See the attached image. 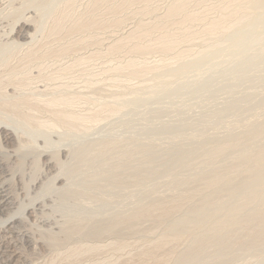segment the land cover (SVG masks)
Masks as SVG:
<instances>
[{
    "label": "rangeland",
    "instance_id": "obj_1",
    "mask_svg": "<svg viewBox=\"0 0 264 264\" xmlns=\"http://www.w3.org/2000/svg\"><path fill=\"white\" fill-rule=\"evenodd\" d=\"M95 1L0 0V193L11 198L0 207V264H182L189 251L184 264H264L263 235L254 242L236 231L219 250L200 246L201 228L187 225L180 238L170 228L201 196L184 186H200L204 174L233 166L242 153L231 148L209 165L205 154L264 121V0ZM257 140L250 150L264 145ZM146 145L158 159L145 156ZM78 149L106 162L73 161ZM72 165L78 174L67 178ZM110 165L119 173L113 188L61 200L60 187L80 190ZM150 202L182 211L94 238L61 231L72 221L123 219Z\"/></svg>",
    "mask_w": 264,
    "mask_h": 264
},
{
    "label": "bare ground",
    "instance_id": "obj_2",
    "mask_svg": "<svg viewBox=\"0 0 264 264\" xmlns=\"http://www.w3.org/2000/svg\"><path fill=\"white\" fill-rule=\"evenodd\" d=\"M94 1V0H93ZM97 1V0H96ZM95 1V2H96ZM186 0H184L183 2H185ZM235 1V0H233ZM252 2V0H250ZM258 1V0H257ZM70 2V1H69ZM98 2V1H97ZM96 2V3H97ZM187 2V1H186ZM185 2V3H186ZM249 2V1H247ZM260 2V1H258ZM72 3V2H71ZM99 3V2H98ZM176 3V2H175ZM178 4V3H177ZM174 5V4H173ZM171 5V7L173 6ZM176 5V4H175ZM174 5V6H175ZM179 7L176 5V8L172 7L171 11L172 12H177L179 11L178 9H181L180 7V4H178ZM181 5L183 6V4L181 3ZM96 6V5H95ZM186 6V5H184ZM170 7V8H171ZM95 8V7H94ZM184 9V7H182ZM177 9V11H176ZM91 10V9H90ZM186 10V8H185ZM170 10L167 11L168 12H171ZM180 13V12H178ZM184 14V13H183ZM61 15V14H60ZM167 15V14H166ZM175 15V14H174ZM177 15V13H176ZM185 15V14H184ZM170 16V15H169ZM173 16V15H172ZM182 16V15H181ZM186 16V15H185ZM168 17V16H166ZM188 17V16H186ZM186 17H184L186 19ZM191 17V16H190ZM194 16H192L193 18ZM87 18V17H86ZM91 18V17H90ZM173 18V17H172ZM192 18H187L188 20H191ZM186 19V20H187ZM196 19V18H195ZM60 20V19H59ZM64 20V19H62ZM184 20V19H183ZM58 21V20H57ZM82 21V20H81ZM80 21V23H81ZM86 21V20H85ZM93 21V20H92ZM90 22H91V19H90ZM218 22V20H217ZM55 23V22H54ZM76 23V22H75ZM74 23V24H75ZM85 23V22H84ZM91 25V23H89ZM211 24V23H210ZM58 25V24H57ZM56 25V26H57ZM79 25V24H77ZM212 25V24H211ZM215 25V24H214ZM217 25V24H216ZM82 26V25H81ZM209 26V25H208ZM219 26V25H218ZM55 27V26H54ZM53 27V28H54ZM62 27V26H61ZM60 27V28H61ZM78 27V26H77ZM76 27V28H77ZM214 27V26H213ZM59 28V27H58ZM73 28V27H72ZM75 28V27H74ZM73 30H76L74 29ZM55 29V28H54ZM215 29V28H214ZM212 29V30H214ZM58 30V29H57ZM69 30V29H67ZM79 30V29H78ZM76 30V31H78ZM68 32V31H66ZM73 32V31H72ZM71 32V33H72ZM69 33V32H68ZM32 52V51H31ZM29 54V53H28ZM28 56V55H27ZM263 74V73H262ZM262 80V79H261ZM263 82V81H262ZM259 86V85H258ZM264 91V90H263ZM264 94V93H263ZM252 96V95H251ZM250 96V97H251ZM258 96V95H257ZM262 97V96H261ZM260 97V98H261ZM242 98V97H241ZM247 98V97H246ZM249 98V97H248ZM253 98V97H252ZM240 99V98H239ZM262 99V98H261ZM242 100H245V99H242ZM249 100V99H248ZM241 101V99H240ZM250 101V100H249ZM258 101V99H257ZM238 102V101H237ZM245 103V102H244ZM253 103V102H252ZM259 104V102H257ZM239 104V103H238ZM254 105V104H253ZM260 105V104H259ZM236 106H237V103H236ZM240 104L237 106L239 107ZM254 107V106H253ZM257 107V105H256ZM263 107V106H262ZM235 108V107H234ZM248 108V107H247ZM264 109V108H263ZM262 109V110H263ZM232 110V109H231ZM241 110V109H240ZM247 110V109H246ZM250 110V109H248ZM238 111V110H237ZM235 111V112H237ZM240 112V111H238ZM252 112V111H251ZM264 112V111H263ZM213 113H216V112H213ZM221 113V112H220ZM228 113V112H226ZM250 113V112H249ZM262 113V112H261ZM63 114V113H62ZM229 114V113H228ZM61 115V114H60ZM67 115V114H66ZM231 115V114H230ZM228 115V116H230ZM233 115V114H232ZM261 115V114H260ZM63 116V115H62ZM69 116V115H67ZM71 116V115H70ZM213 116V115H212ZM241 116V114H240ZM64 117V116H63ZM72 117V116H71ZM214 117V116H213ZM246 117V116H245ZM263 117V116H262ZM65 118H68V117H65ZM70 118V117H69ZM259 118V117H258ZM208 119V118H207ZM212 119V118H211ZM228 119V118H227ZM236 119V118H235ZM241 119V118H240ZM254 119V118H253ZM69 120H72V119H69ZM200 120V119H199ZM209 120V119H208ZM207 120V121H208ZM223 120V119H221ZM257 120V119H255ZM202 121H206V120H202ZM254 121V120H252ZM71 122V121H69ZM218 122V121H217ZM261 122V121H260ZM207 123V122H205ZM220 123V122H219ZM218 123V125H219ZM231 123V122H230ZM235 124V122H233ZM250 123V122H249ZM213 124V123H212ZM226 124V123H225ZM239 124V123H238ZM242 124V123H241ZM248 124V122H247ZM246 124V125H247ZM195 125V124H194ZM209 125V124H208ZM215 125V124H213ZM211 125V126H213ZM217 125V127H219ZM240 125V124H239ZM206 126V125H205ZM231 126V125H230ZM238 126V125H237ZM235 126V127H237ZM197 127V126H196ZM209 128H211L210 126H208ZM223 127V126H222ZM232 127V126H231ZM244 127V126H243ZM207 128V126H206ZM204 128V129H206ZM228 128V127H227ZM233 128V127H232ZM245 128V127H244ZM235 129V128H234ZM200 129H198L199 131ZM229 130V129H228ZM218 131V130H217ZM220 131V130H219ZM237 131V130H236ZM196 132V131H195ZM206 132V131H204ZM224 132V131H223ZM222 132V133H223ZM227 132V131H226ZM198 133V132H197ZM217 133V132H216ZM231 133V132H230ZM236 133V132H235ZM234 133V134H235ZM206 134V133H205ZM204 134V136H205ZM239 134V133H238ZM237 134V135H238ZM209 135V134H208ZM212 135V134H211ZM217 135V134H216ZM219 135V134H218ZM233 135V133H232ZM164 136V135H163ZM166 136V135H165ZM197 136V135H196ZM213 136V135H212ZM226 136V135H225ZM259 137H264V121L262 123H255V124H249L246 129H244L243 133L238 137V141H236V143H231L228 141V143L225 144V142L227 141L225 139V142L224 144L221 146H218L216 147L214 150L212 149H209V150H212V151H209L207 154H205V160L203 159V163H205V165H209L211 163H213L215 161V159H217L218 157H221L223 154H227V152H229L228 150H230L231 148H239L241 149V153L240 156H238V158L235 160V164L231 167H226L225 166L227 165V162L226 164L224 165V169H221L222 166L220 167V171H215V172H212V174L209 173V175L206 176V174H204L203 176L205 178H203L202 180H204L202 182V180H200L202 182V184L200 183V181L198 182V184L200 183V186L198 184V186L192 188L193 184H194V181L192 182L193 184L191 186H189V184L191 182H189L188 186H184V190L186 188H188L190 190V187L191 189H193V192L195 193H198V194H201V196L199 197V195H197L199 197L196 198L198 200L195 199V202L187 204V206L189 205L188 208H186L184 211H182V206L179 205V203L177 204H174L173 206H170L169 207H165L163 204V206H161L159 203L156 202V204L154 203V206L152 207V204L151 202L149 204V206L151 207H142V210H135V208L133 209L134 213L131 215L129 213V215L131 216H125L123 219H118L116 220V217L119 218L118 216L114 217L113 219L110 218V219H106V217H104V219H92V218H89L87 219V221L85 222L84 220V223L83 224H78V223H72L70 222L69 224H67L66 226H63L64 228L61 230L63 233H64V238H67L69 236H74V235H78V234H81L82 236L84 235V237L82 238H89L87 236H91L90 238H94L95 236L99 237V236H102L103 233H107V231L109 232H117L122 229L123 230V227L124 225H130L129 227H131V225L133 223H136L141 217H145V216H150L152 217V215H155L154 216V219L153 221H157V222H165L167 221L170 217V215L172 216L173 215V212H178V211H182V215L180 218L174 220L172 223H171V231L172 233L175 235V236H178L179 235V238H180V234H182V232L184 231L185 227L187 225H191L193 227V229L195 230H200V228L202 229V232L201 234H199V238H198V242L200 243V246L202 248H207V245H212L213 247L219 249V247H221V249H224V248H227V242H229V240L234 236L235 232L236 231H243V234L246 233V234H249L251 235V239L253 238V235L255 238H253V241L255 242L257 239L256 237H261L260 235H263L264 236V145L263 146H259L257 149H254V151L250 150V147H248V143L250 141H255V139L257 140ZM117 138V137H116ZM166 138V137H165ZM176 138V137H175ZM200 138V137H199ZM206 138V137H205ZM204 138V139H205ZM208 138V136H207ZM214 138V137H212ZM217 138V136L215 137ZM226 138V137H225ZM236 138V137H235ZM119 139V138H118ZM209 139V138H208ZM210 139H211V136H210ZM222 139V137H221ZM229 139V138H228ZM263 139V138H262ZM121 140V139H120ZM119 140V141H120ZM138 140V139H137ZM220 140V139H219ZM260 140V139H259ZM125 141V139H124ZM190 141V139H189ZM211 141V140H210ZM218 141V140H217ZM223 142V140H221ZM232 141V140H231ZM258 141V140H257ZM264 141V140H263ZM114 142V141H113ZM128 142V141H126ZM143 142V141H142ZM173 142V141H172ZM179 142V141H178ZM177 142V143H178ZM194 142V141H193ZM219 142V141H218ZM217 142V143H218ZM192 143V141H191ZM255 143V142H254ZM261 143V142H260ZM111 144V143H110ZM140 144V143H139ZM172 144V143H171ZM174 144V143H173ZM220 144V143H219ZM88 145V144H87ZM90 145V144H89ZM113 145V144H112ZM111 145V146H112ZM135 145V144H134ZM255 145V144H254ZM99 146V145H98ZM114 146V145H113ZM118 146V145H117ZM120 146V144H119ZM150 146V145H149ZM152 146V145H151ZM178 146V144H177ZM175 146V148L177 147ZM145 147V146H143ZM91 148V147H90ZM89 148V150H90ZM93 148V147H92ZM114 148V147H113ZM174 148V149H175ZM178 148V147H177ZM118 149V148H117ZM127 149V148H126ZM132 151H133V148H131ZM88 150V149H87ZM136 150V149H135ZM143 149L140 148L139 151H141ZM21 151V150H20ZM72 151V150H71ZM138 151V150H137ZM135 151V152H137ZM161 151V150H160ZM167 152H169V150H166ZM235 151V150H234ZM237 151H240V150H237ZM124 152V151H123ZM171 152V151H170ZM173 152V151H172ZM31 153V152H30ZM35 153V152H33ZM142 153V152H141ZM177 153V152H175ZM204 153H206L204 151ZM230 153V152H229ZM233 153V152H232ZM18 154V153H17ZM36 154V153H35ZM38 154V153H37ZM36 154V156H37ZM72 154L74 155V158H79L78 160H73V161H76V162H83V163H93V162H99L100 165L103 166V162H106V161H103L102 157H94V156H89V155H83L82 154V151L81 149L78 151L75 150L72 152ZM144 154L145 156H147L149 159L150 158H155V155L153 153V151L151 149H148L147 148V145H146V149H144ZM186 154V153H185ZM24 155V154H23ZM21 155V156H23ZM72 155V157H73ZM122 155V152L120 154V156ZM162 155V154H161ZM170 154H166V155H162V156H167ZM172 155V154H171ZM191 155V154H190ZM19 156V155H18ZM34 155H32L33 157ZM39 156V155H38ZM161 156V158H163ZM168 156V157H169ZM188 156V155H187ZM186 156V157H187ZM122 157V156H121ZM180 157V156H179ZM185 158V160L182 158L181 156V160L183 163H185L187 161V159ZM189 157V156H188ZM192 157V155H191ZM36 158V157H35ZM123 158H125L123 156ZM160 158V159H161ZM171 157H169L170 159ZM223 158V157H222ZM71 159V158H70ZM119 159V157H118ZM126 159V158H125ZM155 159H158V157L156 156ZM164 159V158H163ZM167 159V158H166ZM192 159V158H191ZM190 159V160H191ZM35 160V159H33ZM144 160V158H143ZM180 160V159H179ZM181 160H180V163H181ZM189 160V159H188ZM72 161V160H71ZM124 161V160H123ZM160 161V160H159ZM218 161V160H217ZM18 162V161H17ZM35 162V161H34ZM37 162V161H36ZM148 162V161H147ZM188 162V161H187ZM216 162V161H215ZM229 162V161H228ZM23 163V162H22ZM82 163V164H83ZM119 163H122V162H119ZM126 163V161H125ZM179 163V164H180ZM189 163V162H188ZM187 163V165H188ZM201 163V162H200ZM217 163V162H216ZM220 163V162H219ZM223 163V162H222ZM225 163V161H224ZM16 164V163H15ZM35 164V163H34ZM37 164V163H36ZM71 164V162H70ZM97 164V163H96ZM110 164V162L108 163ZM107 164V165H108ZM118 164V163H117ZM142 165V163H140ZM139 164V165H140ZM145 164V163H143ZM191 164V162L189 163V165ZM231 164V163H230ZM18 165H21V164H18ZM61 165V169L63 167L64 164H59L58 166ZM66 165V164H65ZM86 165V164H85ZM100 165H96V166H99L101 168ZM121 165V164H120ZM140 165V166H141ZM184 165V164H183ZM188 165V166H189ZM88 166V164H87ZM92 166V165H91ZM105 166V165H104ZM143 166V165H142ZM185 166V165H184ZM187 166V167H188ZM82 167V166H81ZM94 167V166H93ZM111 167V168H110ZM110 167H108L109 169L106 170V173H104L102 175V177L100 178L97 177V178H94V179H97L96 181H90L88 183L85 182L84 186L82 189L78 190V189H73V188H70L68 190H63V188H59L60 190V193H61V200L64 201V202H70L72 200L73 202V197L76 195V194H80V193H88L87 190H89L91 187L95 186L96 189L98 186H104L103 184L105 183L106 185V188L108 185H110V187H112L111 185L114 183V180L117 178V176L119 175V173L116 171V169L113 170L112 168V165H110ZM125 167V166H124ZM146 167V166H145ZM183 167V166H182ZM218 167V166H217ZM16 168V167H15ZM35 168V167H34ZM106 168V166L104 167ZM103 168V169H104ZM132 168V167H131ZM186 168V167H185ZM17 169V168H16ZM79 167H76V166H70V168L68 169L67 168V171H66V175H67V178H72L74 176H76L78 174V170ZM81 169V168H80ZM138 168H136L137 170ZM216 169V168H215ZM12 170V169H11ZM84 170V169H83ZM135 170V169H134ZM143 169H138V171H136L135 174H143L147 171V167H146V171H142ZM116 171L117 172V175L116 173L114 172ZM85 172V171H84ZM83 173V172H82ZM147 174V173H146ZM197 175V174H196ZM35 176V175H34ZM137 176V175H136ZM140 176V175H139ZM143 176V175H142ZM146 176V175H145ZM149 175L147 174V177ZM194 176V175H193ZM202 176V175H200ZM200 176H194L196 178L200 177ZM82 177V176H81ZM85 177V176H84ZM83 177V179H84ZM124 177V176H123ZM193 177V178H194ZM146 178V177H145ZM191 177V179H193ZM146 179H149V178H146ZM182 179V178H181ZM184 179V178H183ZM182 179V180H183ZM127 180V179H126ZM145 180V179H144ZM187 180V179H186ZM190 180V178H189ZM197 180V179H196ZM195 180V181H196ZM83 181V180H82ZM86 181V180H85ZM102 181V182H101ZM139 181V180H138ZM148 181V180H147ZM150 181V180H149ZM179 181V180H178ZM84 182V181H83ZM117 182V181H115ZM120 182V180H119ZM117 183V185L119 186V184L121 183ZM126 182V181H125ZM129 182V181H127ZM134 182V181H133ZM141 182V180L139 181ZM136 185H138V183ZM177 182V181H176ZM175 182V183H176ZM102 185H101V184ZM112 183V184H111ZM131 183V182H130ZM136 183V181H135ZM133 183V184H135ZM174 183V182H173ZM178 184H184V182L182 181L181 182H177ZM186 183V182H185ZM188 183V182H187ZM115 184V183H114ZM113 184V186H115ZM122 184V183H121ZM127 184V183H126ZM142 184V182H141ZM145 184V183H144ZM81 185V184H80ZM116 185V186H117ZM124 185V184H123ZM132 185V184H131ZM175 185V184H174ZM172 184V187L174 186ZM117 186V187H118ZM122 186V185H120ZM129 186V184H128ZM170 188L169 185H167ZM176 186V185H175ZM174 186V187H175ZM179 186V185H178ZM63 187V186H62ZM109 187V188H110ZM116 187V189H117ZM123 187V186H122ZM76 188V187H74ZM102 187H99L98 189H100ZM113 188V187H112ZM124 188V187H123ZM123 188H120V191L122 189L123 191ZM114 189V190H116ZM126 189V188H125ZM132 189V188H131ZM168 189V188H167ZM175 189V188H173ZM181 189V188H180ZM104 190V189H103ZM102 190V191H103ZM113 190V189H111ZM134 190V189H133ZM171 190V189H170ZM169 190V191H170ZM178 190V188H177ZM97 191V190H96ZM175 191V190H174ZM180 191V190H179ZM125 193V191H123ZM122 192V193H123ZM127 192V191H126ZM178 192V191H177ZM187 192V190H186ZM192 192V191H191ZM120 193V192H119ZM149 192H147V195H148ZM167 193V192H166ZM190 193V191H189ZM97 194V193H96ZM126 194V193H125ZM135 194V193H134ZM151 194V193H150ZM85 195V194H84ZM87 195V194H86ZM118 195V194H117ZM152 195V194H151ZM157 195V194H156ZM155 195V196H156ZM164 195V194H163ZM178 195V194H177ZM184 195V194H182ZM187 195V194H186ZM189 195V194H188ZM82 196V195H81ZM97 196V195H96ZM120 196V195H119ZM117 196V197H119ZM123 196V194H122ZM139 196V195H138ZM143 196V195H142ZM150 196V195H149ZM162 196V195H161ZM165 196V195H164ZM192 196V195H191ZM194 196V195H193ZM90 197V196H89ZM133 197V196H132ZM140 197V196H139ZM145 195L143 196V199H144ZM158 197V196H157ZM156 197V198H157ZM166 197V196H165ZM183 197V196H182ZM186 197V196H185ZM190 197V196H188ZM96 198V197H94ZM99 198V197H98ZM151 198V197H150ZM150 198H148V201H150ZM154 198V197H153ZM161 198V197H159ZM193 198V197H192ZM191 199V201L194 199ZM11 198L8 197L6 194H1L0 193V207H5L8 205L9 203V200ZM77 199V198H76ZM101 199V197L99 198ZM121 199V198H120ZM147 199V198H145ZM144 199V200H145ZM162 199V198H161ZM185 199V198H183ZM78 200V199H77ZM106 200H110V199H106ZM158 200V198L156 199ZM163 200V199H162ZM159 199V201H162ZM179 200H182V199H179ZM155 201V200H154ZM172 201V200H171ZM175 201H177L175 199ZM175 201H172V202H175ZM61 202V201H60ZM71 202V203H72ZM162 203V202H161ZM166 203V202H165ZM164 203V204H165ZM73 204V203H72ZM183 204H186V203H183ZM140 205V204H139ZM148 205V204H147ZM143 206V205H142ZM186 206V207H187ZM157 207H160L158 210ZM184 207V205H183ZM105 208V207H104ZM156 208L157 211H160L159 214L156 215V213L154 212V209ZM139 209V208H138ZM176 212V213H177ZM100 213V212H99ZM155 213V214H154ZM181 214V213H180ZM148 216V217H149ZM111 217V216H110ZM113 217V216H112ZM144 217L142 219H144ZM175 217V216H174ZM146 218V217H145ZM153 218V217H152ZM73 219V218H72ZM151 219V218H150ZM174 219V218H173ZM78 220V219H77ZM83 220V219H82ZM141 220V219H140ZM75 221V219H74ZM146 221V220H145ZM171 221V220H170ZM15 221L14 220H11L9 222L10 226L11 224H13ZM80 222V221H79ZM82 222V221H81ZM160 225V224H159ZM133 227H135L134 225H132ZM126 227V228H127ZM128 227V228H129ZM62 228V227H61ZM124 228V230L126 229ZM197 230V231H198ZM114 232V233H115ZM118 232V233H119ZM75 233V234H74ZM78 233V234H77ZM110 233V234H111ZM197 233V232H196ZM56 234V233H55ZM109 234V233H108ZM113 234V233H112ZM239 234V233H238ZM242 234V233H241ZM245 234V235H246ZM119 235V234H118ZM48 236V234H47ZM50 236V237H49ZM48 238L50 239H56V237L52 234V235H49ZM71 236V237H72ZM94 236V237H93ZM104 236V235H103ZM166 236V235H165ZM164 236V237H165ZM171 236V235H170ZM238 236V235H237ZM55 237V238H54ZM169 237V236H168ZM240 237V236H239ZM242 237V236H241ZM60 238V236H59ZM62 240L63 237H61ZM175 238V237H174ZM173 238V239H174ZM177 238V237H176ZM166 239V237H165ZM261 239V238H259ZM59 240L61 239H58V242ZM162 240L164 241V239L162 238ZM52 241V242H51ZM197 241V240H196ZM252 241V240H251ZM51 243H53V240H50ZM57 242V241H56ZM161 242V240H160ZM166 242V241H164ZM198 243V244H199ZM164 243H162L161 245H163ZM248 244V243H247ZM229 245V244H228ZM158 246V245H157ZM211 246V247H212ZM224 247V248H223ZM159 248V247H158ZM220 250V249H219ZM152 252V251H151ZM224 252V251H223ZM149 254V253H148ZM153 254V253H152ZM195 254V253H194ZM193 253L192 251H189L187 253H185L184 255L180 256V261L182 264H184L187 260H190ZM195 255H198V254H195ZM193 261V260H192ZM187 263V262H186ZM190 263V262H189Z\"/></svg>",
    "mask_w": 264,
    "mask_h": 264
}]
</instances>
